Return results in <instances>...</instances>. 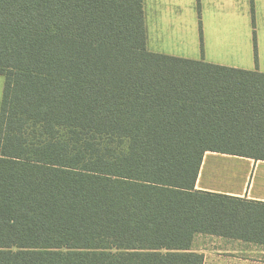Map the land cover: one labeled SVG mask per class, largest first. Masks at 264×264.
Wrapping results in <instances>:
<instances>
[{"label":"trees","instance_id":"1","mask_svg":"<svg viewBox=\"0 0 264 264\" xmlns=\"http://www.w3.org/2000/svg\"><path fill=\"white\" fill-rule=\"evenodd\" d=\"M143 0H0V264H203L264 202L195 189L264 161V74L151 52Z\"/></svg>","mask_w":264,"mask_h":264},{"label":"crops","instance_id":"2","mask_svg":"<svg viewBox=\"0 0 264 264\" xmlns=\"http://www.w3.org/2000/svg\"><path fill=\"white\" fill-rule=\"evenodd\" d=\"M143 2L147 44L157 52L182 56L178 53H168L172 50L164 45L151 46L152 41L155 43L169 41L167 35L171 33L177 35L180 28H184L182 32H188L190 37L188 41L193 42L197 50L202 40L203 49L210 51V48L214 47L212 43L214 38L217 36L224 38L232 34L234 39L239 40L241 28L244 27L250 43L249 46L247 42V51L250 48L249 57L250 55L252 57L253 28L250 15L253 12L257 52L260 53L264 40V0H153L150 16L146 13V0ZM173 7L179 11L186 9V13L173 14L171 12ZM150 21L157 29L153 33ZM227 68L264 74L260 62L258 65L252 61L250 66L232 65ZM195 189L264 202V161L206 152ZM201 237L207 239L209 243L199 247L196 242ZM193 251L203 255V264H264V246L240 240L197 235L193 241Z\"/></svg>","mask_w":264,"mask_h":264},{"label":"rangeland","instance_id":"3","mask_svg":"<svg viewBox=\"0 0 264 264\" xmlns=\"http://www.w3.org/2000/svg\"><path fill=\"white\" fill-rule=\"evenodd\" d=\"M152 1L153 0H146V13L151 14V8H152ZM198 13H199V8ZM171 12L173 14H180L186 13V9H182L179 11L177 8H172ZM250 20H251V27L253 28V33H252V39H251V46L253 47V56L249 57V50L248 48L247 51V42L248 45L250 46L249 43V38L246 34L245 28H241V34L239 37V40L236 38L234 39L232 34L226 35V37L222 38L220 36H217L216 38L213 39L214 47L210 48V51L204 50L203 49V43L202 40H200V44H198V50L195 47V44L193 42H189V35L188 32L184 33L185 31L184 28H180L178 34H169L167 35L169 38V41L167 42H153L151 46L156 45L163 47L167 46V48L171 49L172 52L168 53H178L182 56H174V57H180V58H185L189 60H203L207 63L211 64H216L221 66H227L231 67L232 65H241V66H250L252 64V61L255 65H258L260 62L261 69L264 70V40L262 41L261 48H260V53L257 52V44H256V33H255V17L254 13L250 15ZM150 29L151 32L153 33L154 30H157L154 28L153 22L151 23L150 21ZM148 42V41H147ZM148 50L154 53L158 54H163L167 56H172L169 54H164L161 52H157L153 49L150 48L149 44H147ZM258 70V69H257ZM3 76L0 75V101H1V94H2V87H3ZM197 246L202 247L204 244L209 243L207 239L201 237L199 240L196 242Z\"/></svg>","mask_w":264,"mask_h":264}]
</instances>
